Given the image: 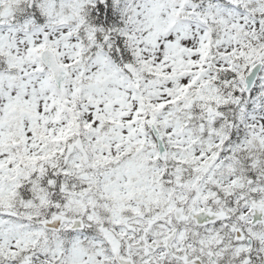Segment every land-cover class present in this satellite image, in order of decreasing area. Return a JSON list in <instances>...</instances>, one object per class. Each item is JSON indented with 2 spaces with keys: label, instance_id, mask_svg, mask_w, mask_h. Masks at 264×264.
Segmentation results:
<instances>
[{
  "label": "rangeland",
  "instance_id": "rangeland-1",
  "mask_svg": "<svg viewBox=\"0 0 264 264\" xmlns=\"http://www.w3.org/2000/svg\"><path fill=\"white\" fill-rule=\"evenodd\" d=\"M256 1L129 0L120 33L137 75L128 79L119 57L107 54L109 36L87 22L94 0H0V51L9 67L0 73L1 261L43 264L42 251L60 260L62 235L40 224L58 211L103 220L99 210L136 213L166 190L171 209L181 196L209 194L225 178L217 173L231 168L239 185L252 176L264 195V65L243 90L244 75L264 61V0ZM28 7L38 25L23 14ZM46 46L70 72L62 92L37 54ZM62 97L66 105L54 102ZM151 123L170 146L166 162L156 157ZM75 131L88 160L75 150L63 164ZM142 144L148 150L134 155ZM47 166L60 180H42ZM67 247L69 264L90 262L87 246Z\"/></svg>",
  "mask_w": 264,
  "mask_h": 264
},
{
  "label": "flooded vegetation",
  "instance_id": "flooded-vegetation-1",
  "mask_svg": "<svg viewBox=\"0 0 264 264\" xmlns=\"http://www.w3.org/2000/svg\"><path fill=\"white\" fill-rule=\"evenodd\" d=\"M217 175L225 178L209 185V194L181 196L171 209L168 204L174 195L166 190L152 197V205L135 206L136 213L111 206L97 212L102 220L88 217L87 212H66L71 220L82 217L83 228H69L67 223L56 232L62 235L64 248L58 263L51 264H69L64 250L73 242L88 247L90 262L78 264H264V214L258 222L253 215L254 206L264 204L263 192L254 189L252 176L239 185L238 172ZM201 180L209 179L205 174ZM163 210L166 213L155 215Z\"/></svg>",
  "mask_w": 264,
  "mask_h": 264
},
{
  "label": "water",
  "instance_id": "water-1",
  "mask_svg": "<svg viewBox=\"0 0 264 264\" xmlns=\"http://www.w3.org/2000/svg\"><path fill=\"white\" fill-rule=\"evenodd\" d=\"M42 58L52 68L55 80H56L58 86L61 87L62 82L64 81V79L67 76V72L65 71V68L57 63L56 57H55V55L51 49H45L42 52ZM261 67H262V62L260 61V62L256 63L254 65V67L251 69L250 73L246 75V77H245V81L247 84L246 89L249 88L253 84V82L255 81ZM127 68L130 69L131 71H133V67L131 65H128ZM155 132H156V134H158L157 130H155ZM159 145H160L161 153H163L164 147L162 145V140L160 137H159ZM75 146H78L79 148L83 149L81 138H78L77 141H73L69 144V146L67 148L65 160H67L70 152L73 151ZM257 215H258V213L256 214V216ZM67 220H68L67 216H65L63 214H58L52 220H47V221H44L43 223L46 227H50V228H54V229H60L63 222L67 221ZM74 223H75V227H73V228H78V227L82 226V224H81L82 220L80 218L75 219Z\"/></svg>",
  "mask_w": 264,
  "mask_h": 264
},
{
  "label": "trees",
  "instance_id": "trees-1",
  "mask_svg": "<svg viewBox=\"0 0 264 264\" xmlns=\"http://www.w3.org/2000/svg\"><path fill=\"white\" fill-rule=\"evenodd\" d=\"M102 5V4H101ZM103 6V5H102ZM104 7V6H103ZM109 9V14H111V26H115V25H120L119 22V18L121 16L120 11L122 10L121 7V3H115L114 1H110V7L108 6ZM103 21H106V18L103 19ZM95 22H100L99 18L97 17ZM113 42L117 45L119 44L121 47H125L126 49V44H128V42L122 40V36L120 34H114L113 36ZM262 48H259V50H261ZM249 51V50H248ZM127 54V51L125 50V52ZM6 63V58L3 54L0 53V70L4 68V64ZM58 169V168H57ZM51 173V174H50ZM43 177L42 180L43 181H47L46 178L48 179L49 177L53 176L52 178L54 179V183L56 182V180H60L59 176H58V171L56 170L53 173V170H50L49 166L46 167L45 173L42 174Z\"/></svg>",
  "mask_w": 264,
  "mask_h": 264
}]
</instances>
